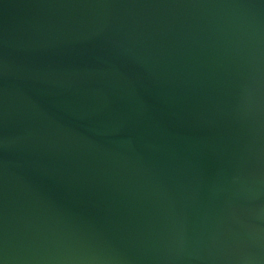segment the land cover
Listing matches in <instances>:
<instances>
[{"label":"water","instance_id":"water-1","mask_svg":"<svg viewBox=\"0 0 264 264\" xmlns=\"http://www.w3.org/2000/svg\"><path fill=\"white\" fill-rule=\"evenodd\" d=\"M0 264H264V0H0Z\"/></svg>","mask_w":264,"mask_h":264}]
</instances>
